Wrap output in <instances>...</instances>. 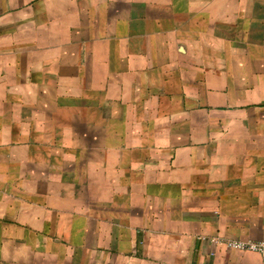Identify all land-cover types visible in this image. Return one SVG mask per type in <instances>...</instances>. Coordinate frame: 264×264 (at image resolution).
Returning a JSON list of instances; mask_svg holds the SVG:
<instances>
[{
  "label": "crops",
  "instance_id": "obj_1",
  "mask_svg": "<svg viewBox=\"0 0 264 264\" xmlns=\"http://www.w3.org/2000/svg\"><path fill=\"white\" fill-rule=\"evenodd\" d=\"M264 0H0V264H264Z\"/></svg>",
  "mask_w": 264,
  "mask_h": 264
},
{
  "label": "built area",
  "instance_id": "obj_2",
  "mask_svg": "<svg viewBox=\"0 0 264 264\" xmlns=\"http://www.w3.org/2000/svg\"><path fill=\"white\" fill-rule=\"evenodd\" d=\"M228 248L257 252L261 255L264 263V240H228L226 242Z\"/></svg>",
  "mask_w": 264,
  "mask_h": 264
}]
</instances>
